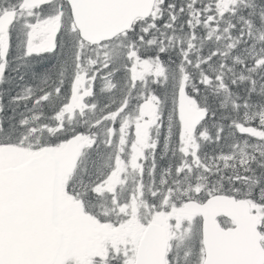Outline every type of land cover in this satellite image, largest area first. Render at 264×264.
<instances>
[{"label":"snow or ice","instance_id":"1","mask_svg":"<svg viewBox=\"0 0 264 264\" xmlns=\"http://www.w3.org/2000/svg\"><path fill=\"white\" fill-rule=\"evenodd\" d=\"M0 264H264V0H0Z\"/></svg>","mask_w":264,"mask_h":264}]
</instances>
